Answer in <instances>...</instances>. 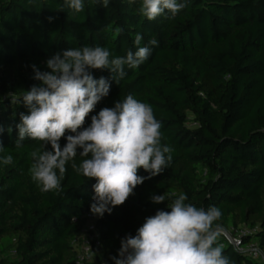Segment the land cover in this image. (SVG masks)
I'll use <instances>...</instances> for the list:
<instances>
[{
	"label": "trees",
	"instance_id": "1",
	"mask_svg": "<svg viewBox=\"0 0 264 264\" xmlns=\"http://www.w3.org/2000/svg\"><path fill=\"white\" fill-rule=\"evenodd\" d=\"M178 2L186 7L174 18L166 10L150 21L138 11L142 0H110L107 8L84 0L80 13L64 0H0V264H78L74 240L95 195L97 181L76 173L71 162L60 192H43L31 178V152L43 142L25 138L16 146V125L29 109L13 98L40 83L33 65L50 71L52 55L85 45L107 48L110 59L126 56L153 39L149 58L137 68L125 66L118 83L107 69L91 70L111 86L81 130L101 109L131 94L152 108L172 159L123 205L99 216L101 247L87 264H114L123 238L135 236L157 210L170 211L172 193L186 194V203L197 207H218L219 229L254 230L239 238L240 247L256 243V256L223 233L217 243L233 264H264V0ZM137 34L143 37L139 46ZM66 142L61 138V148ZM7 155L10 165L2 162ZM138 174L150 175L143 169ZM162 194L163 203L151 201Z\"/></svg>",
	"mask_w": 264,
	"mask_h": 264
},
{
	"label": "clouds",
	"instance_id": "2",
	"mask_svg": "<svg viewBox=\"0 0 264 264\" xmlns=\"http://www.w3.org/2000/svg\"><path fill=\"white\" fill-rule=\"evenodd\" d=\"M109 2L93 0L105 8ZM64 5L75 13L85 9L84 0H64ZM185 7L186 2L178 0H142L138 11L151 21L166 10L174 18ZM142 39L137 34L134 44L139 46ZM156 44L155 39L148 41V45ZM148 45L111 59L107 48L85 45L52 55L46 61L50 71H40L33 65V78L40 83L13 102L22 98L29 109V114H20L16 125V146H21L25 138L43 142L31 152L30 168L31 178L41 191H62L61 182L71 162L76 173L97 181L90 211L103 217L123 205L145 179L161 174L170 164L172 149L161 144L160 122L148 104L131 94L115 102L114 107L101 109L91 117L90 126L81 130L89 113L110 92L109 80L95 79L91 70L107 69L118 83L126 75L125 66L134 69L149 58L152 49ZM65 137L67 142L61 148L59 142ZM48 144L50 151L45 147ZM78 148L83 158L79 164L75 162ZM2 162L10 165L13 157L7 155ZM140 169L150 175H139ZM171 196L174 199L167 205L170 211L157 210L145 218L135 236L121 240L118 256L111 257L114 264H233L224 255L223 245L217 243L220 229L216 222L221 210L186 203L188 197L183 193ZM151 201L160 204L166 196L153 195Z\"/></svg>",
	"mask_w": 264,
	"mask_h": 264
},
{
	"label": "built area",
	"instance_id": "3",
	"mask_svg": "<svg viewBox=\"0 0 264 264\" xmlns=\"http://www.w3.org/2000/svg\"><path fill=\"white\" fill-rule=\"evenodd\" d=\"M93 199L91 204L93 203ZM99 216L94 215L90 209L86 212V224L80 232V235L74 240L75 246L78 249V264H87L92 261L94 255V249L98 250L101 247V241L99 239V233L97 229V220ZM226 236V235H225ZM228 237V236H227ZM229 238V237H228ZM230 239V238H229ZM235 246L240 247V238L230 239ZM256 256L259 251L258 249H252ZM15 253V251H13Z\"/></svg>",
	"mask_w": 264,
	"mask_h": 264
},
{
	"label": "rangeland",
	"instance_id": "4",
	"mask_svg": "<svg viewBox=\"0 0 264 264\" xmlns=\"http://www.w3.org/2000/svg\"><path fill=\"white\" fill-rule=\"evenodd\" d=\"M220 233H223L224 235L228 236L233 241L235 238L238 239L241 233L250 235V234L254 233V230H250V229H248L246 227H241V228H238V229H234L233 231L232 230H222V229H220ZM9 243H11V240H7V241L3 242L2 243L3 249L5 247H7L9 245ZM239 249L242 250V251L248 252L252 256H255L253 254L254 251L252 249H257V247H256V243L252 242L251 244H249L247 246L239 247Z\"/></svg>",
	"mask_w": 264,
	"mask_h": 264
}]
</instances>
